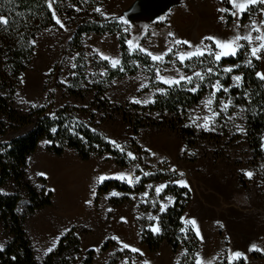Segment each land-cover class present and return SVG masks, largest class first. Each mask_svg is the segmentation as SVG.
Here are the masks:
<instances>
[{"label": "rangeland", "instance_id": "1", "mask_svg": "<svg viewBox=\"0 0 264 264\" xmlns=\"http://www.w3.org/2000/svg\"><path fill=\"white\" fill-rule=\"evenodd\" d=\"M78 1L81 3L79 6L71 0H51V10H55L56 16L68 30L65 31L55 23V26L36 38L34 59L21 78L23 83L20 81V87L12 99L13 107L19 112L28 113L33 108L46 106L51 94L53 100L48 115L53 116L52 113L63 108L75 109L77 122L95 129L109 142L116 140L124 148L125 154L131 151L137 159L128 157V167H121L114 157L107 154L83 161L72 149L66 150L62 156H56L48 151L49 143L41 142L38 150L28 160L26 180L37 192L44 190L45 194L51 192L53 196L52 206L36 211L24 221V229L35 252V261L42 264L49 254L56 251L60 240L69 232L66 229L75 228L81 241V254L76 258L75 264H82L91 250L95 251L94 264H109L113 259H117V264H124L126 257L129 264L133 261L135 264H142L145 259L150 264H180L185 257V248L174 252L172 246L164 242L158 251L152 252L142 242V236L145 231H149V225L155 223L147 217L158 215L161 220L165 213L159 212L160 202L169 205V209L176 201V197L167 189L178 185L169 184L159 196L155 193V186L184 179L188 187L181 188L188 189L191 198L183 217L197 220L203 237L202 242L199 240L198 253L205 258L211 257L214 264H228L229 250L240 251L243 256L234 260L233 264H264V258L252 256L253 253H258L264 257V157L255 161L248 143L247 108L240 97L232 94V90L241 87H231L229 94L217 93L212 105L215 110L219 111V100H226L229 95L235 107L229 108L226 115L222 113L217 118L214 131L197 128L190 120V117L210 115L201 103L208 100L212 91L207 87L208 91L201 102L189 108L185 114L176 117L170 113L164 116L154 113L150 115L154 123L146 122L147 125L135 133L129 121L122 113L115 112L114 108L148 106L152 103L137 104L133 99L144 101L161 95L156 88L163 85L155 79V70L150 68L152 62L144 65L132 59L131 70L135 68V73L108 82L104 63L109 65V62L100 59L95 51L99 50L122 60L120 34L153 53L162 52L171 46L169 32L193 45L208 35L227 38L234 34L231 29L235 18L226 12H218L217 9H232V5L226 0H106L94 5L89 0ZM96 7H101L108 14L107 17L95 12ZM162 16L164 19L160 20ZM220 16H224L227 23L221 21ZM255 18L259 22V12H255ZM122 19L127 20L128 24H123ZM101 20L120 24V32L84 34L81 48L77 50L73 45L76 27L86 21ZM250 23L249 13L246 12L240 18L241 35L247 31L244 25ZM126 27L127 32L124 31ZM179 47L188 50L186 45ZM135 54L141 53L136 51L130 53V56ZM170 58L172 57H166V60ZM258 62L259 72H264V62ZM73 63L77 65L75 69L71 67ZM203 66L197 64L193 69L183 67L179 61L176 63V67L186 75H191L193 70L200 71ZM226 66L229 65L223 67ZM160 67L171 69L172 65L164 64ZM244 68L246 67L233 74H240ZM105 71L106 74L101 75ZM161 74L177 75L174 70L162 71ZM233 74H221V82L226 87L233 85L231 79L230 85L224 83L225 78H230ZM141 84L146 86L141 88ZM102 88L106 90L98 97L101 103H94L97 101V90ZM104 102L105 105L102 104ZM82 110L87 111L81 112ZM228 116H232V120H228ZM3 121L6 120L0 114V122ZM201 122L202 120L197 121ZM235 125H240L244 131H238ZM180 128L195 130L198 135L196 143L188 145ZM10 136L5 138L0 131V143L9 142ZM262 142L264 153V134ZM146 149L156 155L152 156ZM136 164L140 165L139 169L135 168ZM173 167L177 170L175 173L169 171ZM152 171L167 176L159 182L150 183L154 186L152 189L146 187L145 191L133 194L117 190L98 194L99 187L106 181L117 180L128 184L118 179L101 182V175L132 172L142 180L144 172ZM246 171L254 173L252 179L245 175ZM180 172L184 175L180 176ZM18 189L13 181H8L0 185V194L14 195L19 192ZM113 191L120 195L111 196ZM146 191L148 196L145 197L143 194ZM21 196L17 213L23 216L30 201L26 193L22 192ZM166 196L173 197L174 201L166 200ZM89 200L91 203H86ZM153 200L157 201L156 207L152 206ZM118 201L120 204H117ZM108 209L112 211L109 212ZM120 217H126L127 223L121 221ZM159 226L161 228L160 224ZM190 228L191 225L186 227ZM159 234L161 231L155 235ZM113 236L139 248L144 255L129 250L120 251L121 245L112 239ZM13 239L0 220L1 251ZM253 244L261 250L252 249ZM49 247H53L51 253L47 251Z\"/></svg>", "mask_w": 264, "mask_h": 264}, {"label": "trees", "instance_id": "2", "mask_svg": "<svg viewBox=\"0 0 264 264\" xmlns=\"http://www.w3.org/2000/svg\"><path fill=\"white\" fill-rule=\"evenodd\" d=\"M62 2L64 0H61ZM79 6L78 0H71ZM106 0H89L90 4L104 3ZM49 0H0V16L8 21V26H0V114L6 120L0 122V131L3 137L10 135L9 142L0 143V185L13 181L18 186V193L14 195L0 194V220L5 229L14 237L13 241L4 250H0V262L4 264H39L35 261V252L24 229V221L35 214L36 211L52 206V193L37 192L26 180V170L29 158L38 150L43 141H50L48 151L56 156H62L66 150H74L83 161L105 154L114 157L121 167H128L130 161L127 155L116 149L104 136L93 131L75 119V109L63 108L48 115L52 106L53 97L49 94L48 104L43 107L31 109L28 113L17 111L12 104V99L20 87L23 74L29 69L35 55L33 41L45 30L55 26L52 10L48 7ZM60 9V8H59ZM60 12V10H59ZM121 26L116 22L101 20L99 22H83L76 27L73 45L77 50L81 48V39L84 34L95 33L98 35L120 32ZM127 37L120 34L119 42L122 51V62L125 71L112 69L104 63L107 76L106 81L112 82L116 78L125 77L135 73L131 70L132 59L141 64L149 65L151 61L143 54L130 56L128 46L125 43ZM243 56L236 58H223L221 67L242 62ZM205 60H207L205 58ZM254 66L243 69L245 80L240 89L232 90L234 96L240 97L247 108L248 143L256 160L262 159L264 134V82L258 80L255 72H259V62L254 61ZM154 79V77H152ZM224 83L230 85V78H225ZM162 85V84H161ZM163 87H167L163 85ZM106 89L97 90L98 97L105 93ZM208 88L202 87L197 93H191L180 88L169 90L167 95H159L155 103L148 106L129 105L117 106L115 112L129 121L135 133L145 127L146 122H151L150 115L159 113L174 114L176 117L185 114L189 108L198 105ZM247 94V95H245ZM250 101V102H249ZM93 103V105H95ZM102 104H106L105 102ZM82 110L81 112H86ZM154 123V121H152ZM52 128L57 131L53 133ZM181 134L187 139L188 145L196 143L198 137L195 130L180 128ZM17 133V134H16ZM137 146V144H134ZM138 147V146H137ZM144 176L141 182L132 187L117 180L104 182L98 189V194L117 190L121 193L133 194L145 191L150 183H156L167 176L157 172ZM168 192L176 197V201L162 216L160 220L161 234L155 235L145 231L142 242L152 252L159 250L164 242H168L174 252L181 248L187 250V256L183 257L180 264H193V257L198 253L200 241L190 229L181 232L184 227L181 217L190 202L191 193L186 188L170 186ZM22 192L26 193L30 204L23 216L17 213V208L22 200ZM117 204H120L119 201ZM106 249V248H105ZM81 254V241L76 229H71L59 242L56 251L49 254L42 264H75L76 258ZM95 251L87 253L82 264H94ZM254 258H264L258 253H253ZM109 264H117L113 259Z\"/></svg>", "mask_w": 264, "mask_h": 264}, {"label": "snow or ice", "instance_id": "3", "mask_svg": "<svg viewBox=\"0 0 264 264\" xmlns=\"http://www.w3.org/2000/svg\"><path fill=\"white\" fill-rule=\"evenodd\" d=\"M227 3L232 5V9L228 8H218L217 11L221 13H228L229 16L234 17L233 27L231 29L233 35H230L227 38H221L215 35H208L205 37H202L201 41L193 45L192 42L181 39L176 37L175 33L169 32L168 36L172 38L171 46L166 47V49L159 53H153L151 51H147L142 45H140L138 42H134L133 39H126L125 43L128 45V51L129 53H134L136 51L140 52L141 54H144L152 63L150 65L151 69L155 70V79L159 84L167 86L165 87H157L156 91L159 92L161 95H167L169 93V90L174 88H180L181 90H186L191 93H197L201 90L202 87H208L212 89V91L209 94L208 100L202 101L201 103L204 104V107L208 110L210 115H205L203 117H190L191 123L195 125L197 128H203L204 130H215L214 125L217 123V118L221 116V114H227L229 111V108L235 107L233 104V99L231 95L228 96V98L220 99L219 100V111L215 110L212 105L214 99L217 97V93L221 94H229L231 87H242L245 76L241 72L240 74H233L236 70L241 69L242 67H253L254 61H260L264 62V0H226ZM49 9H52V3L51 0L48 2ZM77 11H80L79 8L76 9ZM94 11L97 13H100L101 15L107 17V13L102 11L101 7L94 8ZM249 13L251 23L244 25V28L247 29V31L241 35L240 29V18L245 14ZM255 12H259L261 15V19L259 22H257V19L255 18ZM52 15L55 18V22L57 25H59L60 28L67 31L65 24L62 22V20L56 16L55 10H52ZM164 17H160V20H163ZM221 21L225 20L224 16H220ZM122 23L127 25L128 21L122 19ZM9 21L4 17L0 16V26H8ZM125 32L128 31V28L126 27L124 29ZM253 33H256L255 36H253ZM207 41L208 43H205ZM33 45H35V41L32 42ZM186 45L188 50H182L179 46ZM100 59L103 61L109 62V67L112 69H118L119 71L123 72L125 71V68L123 66V62L121 59L117 57L109 56L103 52H100L99 50H95ZM79 55V53H77ZM243 56L244 59L242 62H237L234 64H231L226 67H221V61L223 58L232 57L236 58L237 56ZM166 57H172L170 59L166 60ZM205 58L207 59V63L205 64ZM179 61V63L183 67H192L195 69L197 64L204 65L203 68L200 71L193 70L191 75H186L183 71H181L180 68L176 67V63ZM191 62V63H186ZM164 64H171L172 68L164 67L163 69L160 67V65ZM139 66V65H137ZM73 69L77 67L75 63L71 65ZM175 71L177 75L175 76H166L161 74V72H169V71ZM75 74V73H73ZM106 74L105 72H102L101 75ZM221 74L224 76L231 75L230 79L233 81V85L226 87L221 82ZM255 76L258 80L264 82V72H255ZM213 77L215 79L213 80ZM21 82L23 83V80L21 79ZM146 85L141 84L140 87L144 88ZM247 95V94H245ZM134 103L140 104H148L149 102L155 103V99L151 100H144L141 101L139 99H133ZM250 102V101H249ZM35 107V105H33ZM241 111H244V109H241ZM51 115L55 116V113H52ZM228 120H232V116L227 117ZM198 120H202L201 123H197ZM238 131L243 132L244 129L240 125H235ZM51 131L55 133L57 131L56 128H52ZM95 131V129H93ZM50 141H45V143H49ZM111 144L118 150H120L122 153L124 152V148L116 141L111 140ZM146 151L150 152L152 156H155L156 154L154 152H151L150 149H146ZM127 157H129L132 160L137 159V157L134 155L133 152L128 151L126 153ZM135 168L139 169L140 165L136 164ZM141 171H143L141 169ZM169 171H172L175 173L177 170L173 167L169 169ZM43 175V173H41ZM144 176H149L151 173L144 172ZM180 176H183L184 173L180 172ZM245 175L252 179L254 176V173L252 171H246ZM106 179H118L121 181H126L129 185L132 187L135 186L136 183H139L141 180L140 176H135L134 173L129 172H119L112 175H101L99 177V180L101 182L105 181ZM169 184H176L180 187H188L187 181L184 179H177V180H171L168 183H161L157 186H155L154 190L157 196L160 195L163 189L167 188ZM154 186L152 184H148L147 188L152 189ZM95 194V192H93ZM111 196H119L120 193L113 191L110 193ZM145 197L148 196V192L146 191L143 194ZM107 198V197H106ZM135 199V197H133ZM166 200L174 201L173 197H165ZM147 203V201H145ZM86 203H91V200L86 201ZM152 206H157V201H152ZM169 205L160 202L159 205V212L163 214L167 211ZM109 212L112 211V209H108ZM121 221L127 223L126 217H120ZM149 221H155L154 224L149 225V231L153 234L159 233L161 231V228L159 226L160 220L158 215H149L147 217ZM181 222L187 227L188 225H191V231L194 233V236L199 239L201 242L203 241V237L200 233L199 227L197 225V220L195 218H185L181 217ZM186 227H182L180 229L181 232H185V236L187 237V231ZM70 231V229H66V232ZM113 240H116L120 247V251L129 250L132 253H139L141 256L144 255V253L136 247H133L129 243H126L122 241L118 236H113ZM55 245H53L54 247ZM53 247H49L47 251L51 253L53 251ZM254 250H261L257 249V246L253 244L251 246ZM0 250H3V246L0 245ZM185 256H187V250H184ZM243 256V253L240 251H232L229 250V255L227 257L228 264H233L234 260H238ZM124 264H129L128 258L126 257L124 260ZM132 264H135L133 261ZM142 264H150V261L145 259ZM179 264V262H178ZM193 264H214L211 257L205 258L201 254L197 253L193 257Z\"/></svg>", "mask_w": 264, "mask_h": 264}]
</instances>
